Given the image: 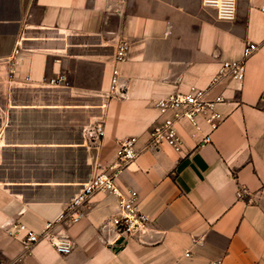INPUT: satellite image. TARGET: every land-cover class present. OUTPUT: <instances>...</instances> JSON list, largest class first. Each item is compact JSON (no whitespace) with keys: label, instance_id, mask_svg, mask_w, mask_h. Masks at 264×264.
<instances>
[{"label":"crops","instance_id":"1","mask_svg":"<svg viewBox=\"0 0 264 264\" xmlns=\"http://www.w3.org/2000/svg\"><path fill=\"white\" fill-rule=\"evenodd\" d=\"M262 6L240 0L220 21L201 0H0V264H264ZM246 42L258 49L243 80L209 88ZM121 43L127 58L115 65ZM114 67L121 98L108 97ZM191 88L224 96L219 126L179 120V152L145 149L115 176L151 220L144 232L120 248L115 199L98 193L79 223L58 228L67 256L44 241L25 250L11 235L56 220L116 162L121 140L145 147L162 120L158 100ZM96 123L104 135L89 146Z\"/></svg>","mask_w":264,"mask_h":264},{"label":"built area","instance_id":"2","mask_svg":"<svg viewBox=\"0 0 264 264\" xmlns=\"http://www.w3.org/2000/svg\"><path fill=\"white\" fill-rule=\"evenodd\" d=\"M240 0H201L202 6L215 12L220 21H232L236 15V4ZM264 14V6L259 8ZM258 46L246 42L241 52V58L234 61L222 62L216 75L212 78L209 88H213L225 79L241 82L245 76V62L257 51ZM18 51H15L17 54ZM128 46L126 43L118 44L115 55V65L121 64L127 58ZM119 71L114 67L111 72L108 97H123L124 93L118 84ZM60 80H50V85H57ZM225 103L222 95L213 99L207 98V90L191 88L185 93H173L158 100L155 108L162 120L150 127L148 139L144 148H137V138L131 137L121 140L116 151V162L106 170L93 177L80 190V192L67 203L58 218L47 222L40 233H35L23 224L13 226L11 235L20 238L25 250H30L39 242L48 243L61 256L71 253L70 241L61 235L58 230L63 225L79 223L86 215L90 198L98 193L111 195L116 202V234L120 248H123L133 238L144 232L151 224V220L139 210L138 195L134 190H123L115 180V176L122 169L127 168L136 160L143 150H157L161 146H168L179 152L181 142L176 133L175 125L179 120H186L191 126L197 127V118L204 117L210 129L215 130L222 121V116L217 107ZM104 135L102 123H96L86 132L89 146H95ZM210 142L205 136L200 145ZM218 264V263H217Z\"/></svg>","mask_w":264,"mask_h":264}]
</instances>
